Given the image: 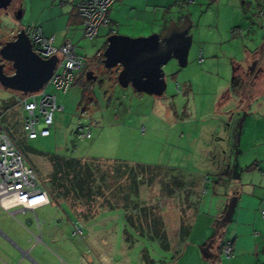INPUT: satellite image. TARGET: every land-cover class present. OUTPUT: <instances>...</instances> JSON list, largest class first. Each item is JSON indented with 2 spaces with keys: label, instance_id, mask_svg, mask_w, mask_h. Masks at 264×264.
Wrapping results in <instances>:
<instances>
[{
  "label": "rangeland",
  "instance_id": "374dc122",
  "mask_svg": "<svg viewBox=\"0 0 264 264\" xmlns=\"http://www.w3.org/2000/svg\"><path fill=\"white\" fill-rule=\"evenodd\" d=\"M255 2L243 9L251 20L247 22L236 21L231 0H177L178 12L170 14L169 23L189 18L192 42L186 67L175 60L162 67L166 89L161 97L120 87V68L105 69L102 55H96L104 43L99 36L93 44L81 30L77 41L69 35L86 67L65 94L46 89L63 107L54 113L48 137L26 138L24 113L16 105L20 94L0 87L1 124L45 187L50 173L47 156L52 155L90 158L108 165L109 173L127 165L158 169L151 186L139 189L137 208L152 209L170 241V250H163L150 231L125 220L121 207H98L88 214L80 205L50 199L33 213L11 216L0 210V264H208L206 249L196 245L200 239L188 234L191 217L197 212L214 215L206 221H211V238L222 234L228 204L219 195L223 187L212 182L228 180L244 123L248 126L264 113V17L255 16ZM72 7L73 0H13L0 11V49L27 27H40L45 36H61L70 15L71 21L81 22L74 11L70 13ZM251 68H262L263 74L249 76ZM88 70L96 81L86 82ZM5 72L12 73L7 64ZM87 132L90 139L83 137ZM205 177L207 185L202 182ZM165 185L174 190L171 195ZM76 229L82 235H74ZM182 229L188 233L181 235ZM9 240L23 245L28 257H21Z\"/></svg>",
  "mask_w": 264,
  "mask_h": 264
},
{
  "label": "crops",
  "instance_id": "0c3cea01",
  "mask_svg": "<svg viewBox=\"0 0 264 264\" xmlns=\"http://www.w3.org/2000/svg\"><path fill=\"white\" fill-rule=\"evenodd\" d=\"M80 1L83 0H73V9L70 10V13L74 11L77 16L75 6ZM233 2L231 0V7L233 8L232 11L236 21L242 20V18L247 21L245 14H243V9L244 7H251V0H236L235 3L238 4L237 2H239V4L235 7ZM239 5L241 6L239 7ZM254 6L257 8L255 16L257 17L258 15L263 20L264 0H256ZM177 7V0H118L109 9L108 17L111 25L116 30V35L131 38L147 37L152 34L161 35L169 25V22L172 21L170 14L178 12ZM259 18H253L252 21L255 20L257 22ZM178 20L181 21L180 19ZM250 21L248 20L247 22ZM81 22L77 20L71 21L70 15L64 33L61 36L51 35L55 37L54 45L59 46L65 40L73 43L71 38L77 41L79 39L78 31L81 30L83 32ZM72 29H76V32H71ZM69 35L71 38H69ZM110 35L112 34H109L106 29H101L99 40L101 39V42L104 41V43L102 50H99L96 54L97 57L100 54L102 55L105 50L107 38ZM256 69L254 68L249 76L255 75ZM262 92L264 91L262 90ZM253 120V122L250 121L248 126L246 122L243 125L242 134L236 144L234 161L229 169L228 180L219 179L212 182V184L216 182V185L218 182V186L215 185V187H223L219 195L224 197L225 205L228 204L221 224L222 234L211 238L208 228L211 225V221L208 224L207 222L213 219L214 215L197 212L194 217H191V219L193 218L192 226L188 234L190 236L196 234V238L200 239L197 240L196 245L206 249L205 251L208 253L207 257L209 258L208 264H222L220 256L221 242L224 239L233 243L232 257L227 264H264V218L262 217V211H264V113L261 116H256ZM188 182L194 187L195 183L193 180H188ZM202 182L207 185L208 179L205 177ZM203 202H200L201 204H198V206L202 205ZM205 204L210 206L208 201ZM0 210L7 213L1 207ZM199 223L203 227L196 231V226ZM0 234L3 235L1 231ZM17 238L19 243L27 244L26 240L20 237ZM208 239L209 242L207 241ZM38 241H40V236ZM201 241L202 243L206 242L200 245ZM9 242L20 251L21 257H28L29 251L23 250V245H16L10 240ZM212 256L215 258L217 256V258L213 259Z\"/></svg>",
  "mask_w": 264,
  "mask_h": 264
},
{
  "label": "built area",
  "instance_id": "2783aa9c",
  "mask_svg": "<svg viewBox=\"0 0 264 264\" xmlns=\"http://www.w3.org/2000/svg\"><path fill=\"white\" fill-rule=\"evenodd\" d=\"M117 1L83 0L76 4V14L82 21L84 39L95 44L101 29H106L109 34H116L108 12ZM23 30L37 56L44 60L58 58L57 67L44 89L30 96L20 94L16 101V105L24 113V134L28 140H35L50 135L54 113L63 111V107L58 105L56 94L47 93L46 89L52 87L65 94L72 87L75 76L86 67V62L77 54L76 46L71 41L65 40L61 45L55 46V37H45L40 27H27ZM83 137L90 139V133L87 132ZM49 204L47 188L0 121V207L14 216L28 211L33 213ZM13 210L16 211L11 212ZM262 217L264 218V211ZM38 222L36 219V223ZM73 234L80 236L82 232L76 229ZM232 253V241L224 239L221 242V256L229 260Z\"/></svg>",
  "mask_w": 264,
  "mask_h": 264
},
{
  "label": "water",
  "instance_id": "95a60500",
  "mask_svg": "<svg viewBox=\"0 0 264 264\" xmlns=\"http://www.w3.org/2000/svg\"><path fill=\"white\" fill-rule=\"evenodd\" d=\"M13 0H0V11H5ZM191 22L185 17L177 24L169 23L163 34L148 37L129 38L110 35L103 51V66L110 70L120 68L117 82L122 88L129 86L136 92L161 97L166 89L162 67L175 60L179 67L187 65L192 37L189 35ZM12 74L4 72L5 63ZM58 64L57 57L41 59L31 48L24 30L19 31L11 41L0 49V87L23 96L41 92L52 77ZM254 68L249 70L252 73ZM263 72L260 68L255 78ZM86 79L96 81L93 72H86Z\"/></svg>",
  "mask_w": 264,
  "mask_h": 264
},
{
  "label": "trees",
  "instance_id": "16d2710c",
  "mask_svg": "<svg viewBox=\"0 0 264 264\" xmlns=\"http://www.w3.org/2000/svg\"><path fill=\"white\" fill-rule=\"evenodd\" d=\"M101 59L103 63V57ZM86 82L91 80L86 79ZM47 161L50 173L46 188L51 200H63L71 206L80 205L86 208L84 212L88 214H92L98 207H121L128 223L139 229H147L160 242L163 250H170V241L161 218L152 209L144 206L137 208V200L141 195L139 189L151 186L153 179L160 174L158 169L127 165L109 173L108 165L90 158L67 159L52 155L47 156ZM165 188L169 195L174 192L167 185ZM187 233L188 230L182 229L181 235Z\"/></svg>",
  "mask_w": 264,
  "mask_h": 264
},
{
  "label": "flooded vegetation",
  "instance_id": "af4514ba",
  "mask_svg": "<svg viewBox=\"0 0 264 264\" xmlns=\"http://www.w3.org/2000/svg\"><path fill=\"white\" fill-rule=\"evenodd\" d=\"M4 45V44H3ZM2 45V46H3ZM1 63H5V62H3L2 60H1ZM5 65H6V63H5ZM8 65V64H7ZM4 72H5V69H4ZM7 75H11L12 73H7V72H5Z\"/></svg>",
  "mask_w": 264,
  "mask_h": 264
}]
</instances>
